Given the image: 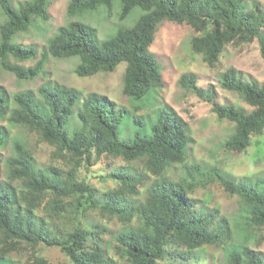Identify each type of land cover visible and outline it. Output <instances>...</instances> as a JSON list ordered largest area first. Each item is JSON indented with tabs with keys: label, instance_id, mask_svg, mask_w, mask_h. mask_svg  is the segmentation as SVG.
<instances>
[{
	"label": "trees",
	"instance_id": "16d2710c",
	"mask_svg": "<svg viewBox=\"0 0 264 264\" xmlns=\"http://www.w3.org/2000/svg\"><path fill=\"white\" fill-rule=\"evenodd\" d=\"M248 1L71 0L67 7L69 17L83 16L102 7L111 12L116 2L121 21L135 9L140 14L132 26L119 28L104 41L98 40L94 28L72 21L58 29L35 66L24 67L21 63L35 59L37 49L13 40L29 31L37 19L50 18L52 0H29L18 7L11 0H0L5 17L0 25V68L18 80L32 81L43 74L49 57L79 58L75 73L81 78L109 74L126 63L123 92L134 101H142L164 84L161 67L150 52L164 21L190 25L195 33L192 49L203 55L211 67L218 64L226 45L250 43L255 38L264 57V5L252 0L248 8ZM220 82L254 109L247 112L218 105L214 87L200 88L193 74L182 75L179 80L182 87L211 104L220 119L234 123V133L224 146L240 154L251 145L252 136L264 130V84L244 81L235 69L227 70ZM38 95L35 97L31 91L16 94L10 111L9 95L0 87V119L8 117L11 124L37 133L41 141L55 147L54 155L72 166L65 173L59 167L36 168L29 148L14 144L13 155L5 161L8 182L0 184V264H8L7 256L24 248L33 253V262L28 264H49L38 254L39 245L59 248L71 264H119L110 257L109 248L103 246L100 235L105 230L82 226V218L91 209H99L121 222L122 229L114 235L112 247L125 264H161L168 256L184 257L182 249L193 252L204 246L227 244L231 235L228 221L217 220L214 211H198L189 196V190L201 182L195 180L194 171L204 173L196 167L189 169L182 181L167 177L174 165L186 163L191 144L189 125L175 111L163 108L148 127L139 118L129 122L127 111L118 109L103 95L90 94L81 101L76 89L60 85H43ZM73 117L79 124L74 130ZM128 125L143 128L144 132L121 140L120 130ZM6 139L0 125V147ZM102 157L120 158L127 164L140 161L155 177L143 202L136 199L143 179L127 167L110 175L117 187L105 192L102 201L97 199L95 189L78 180L83 166L90 167L93 158L97 162ZM208 178L240 197L247 210L249 228L264 232V176L254 181H236L213 167ZM190 179L194 181L189 182ZM15 182L19 183L18 188ZM263 241L264 233L260 238ZM227 261L264 264L262 254L246 246L230 248Z\"/></svg>",
	"mask_w": 264,
	"mask_h": 264
},
{
	"label": "rangeland",
	"instance_id": "374dc122",
	"mask_svg": "<svg viewBox=\"0 0 264 264\" xmlns=\"http://www.w3.org/2000/svg\"><path fill=\"white\" fill-rule=\"evenodd\" d=\"M15 7L29 0H11ZM71 0H52L49 8L50 18L47 21L37 19L32 23L29 31L18 34L13 42L23 46L33 45L37 49V57L21 63L24 67H33L39 60L41 53L46 51L49 40L62 26L72 21H79L96 30L99 41H104L115 34L119 28H127L134 24L139 17L138 9L125 20L118 17L120 8L118 2L109 12L105 7L96 12H89L79 17H69L67 7ZM248 1V8L251 7ZM264 5V0H255ZM5 17L0 10V25ZM264 34V29L262 30ZM193 28L184 23L177 24L164 21L158 28L150 52L157 59L162 72L163 86L157 87L142 101H134L123 92L126 63L118 65L112 73H100L92 77L81 78L75 73L79 58L55 59L49 57L42 75L32 81H21L12 73L0 68V87L10 98V111L13 107V97L18 93L31 91L39 98L38 90L43 85H60L76 89L81 101L90 94L106 96L117 105L118 109L127 111L129 122L134 118L141 119L146 126L152 125L163 108H170L188 123L191 144L188 148V158L182 165H174L167 172V177L173 181H182L187 171L198 168L204 175L195 172L196 181H201L194 189L189 190V196L195 202L198 211H214L217 220L225 218L231 229L227 244L204 246L193 252L182 249L185 256L172 258L168 256L161 264H228V250L239 247H249L259 251L264 258V241L260 242L262 230L249 228L247 210L236 195L229 194L219 182H210L208 174L211 168L217 167L224 175L238 181L248 179L254 181L264 176V130L261 134L253 135L251 145L242 153L236 154L225 148L226 141L233 135L234 123L220 119L213 111L211 104L203 101L192 90L180 85L182 75L193 74L197 77V84L202 89L214 87L218 105L234 106L247 112L254 108L248 105L236 92L221 86V76L229 69H235L241 78L250 83L264 84V57L261 53L259 40L255 38L250 43H231L224 47L219 62L211 67L205 62L203 55L192 49ZM80 108L77 107V110ZM77 113V111H76ZM9 115V114H8ZM125 117H127L125 115ZM126 121V119H125ZM7 136L5 145L0 147V184L7 183L5 161L13 155V146L22 143L31 151L36 168L47 169L59 167L65 173L71 168V163L54 155L55 147L40 140L37 133L22 126H16L8 121V117L0 119ZM79 127L76 117L71 120V129ZM123 128V127H122ZM149 131V129H148ZM135 132H144L143 128L128 125L120 130L121 140L131 139ZM149 133V132H148ZM93 165L83 166L78 173V180L85 181L96 191L97 199L102 201L105 192L117 187V182L109 177L121 168H129L143 179L140 194L136 197L143 202L147 196L151 183L155 177L148 173L140 161L127 164L122 159L102 157L99 161L92 160ZM194 181L190 179L189 182ZM14 186L19 187L15 182ZM38 215L43 213L38 211ZM82 226L92 230L99 226L105 230L100 235L104 248H109V255L119 264H125L112 247L114 235L122 229L121 222L99 209H91L82 218ZM174 251L173 248L169 249ZM37 252L49 264H71L67 256L57 247L39 245ZM33 253L29 248L10 253L6 261L8 264H28L33 262Z\"/></svg>",
	"mask_w": 264,
	"mask_h": 264
}]
</instances>
